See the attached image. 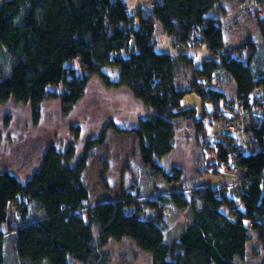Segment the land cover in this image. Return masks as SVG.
I'll list each match as a JSON object with an SVG mask.
<instances>
[{"label": "trees", "instance_id": "16d2710c", "mask_svg": "<svg viewBox=\"0 0 264 264\" xmlns=\"http://www.w3.org/2000/svg\"><path fill=\"white\" fill-rule=\"evenodd\" d=\"M218 1L160 0L151 10L138 4L131 10L127 0H0V66L6 55L11 59L10 70L0 73V104L9 99L28 104L37 124L41 105L49 99H59L63 114L70 113L96 75L106 86H127L136 100L151 108L137 127L116 130L134 133L141 161L157 177L183 183L181 169L172 165L167 171L158 161L172 151L175 125L181 119L201 137L202 159L209 146L220 164L229 168L231 158L245 170L230 188L238 190L234 196L219 185L191 191L201 205L179 238L169 244L159 225L161 198L140 199L122 191L119 199L86 204L89 193L82 174L87 152L104 142L105 133L88 139L84 154L73 162L74 145L61 153L51 144L27 181L0 172V264L11 261L4 255L5 238L10 239L8 253L14 251L12 264H105L100 247L110 238L122 237L148 252L152 264H237L236 257L243 259L246 253L250 228L257 230L264 251V113L247 131L246 148L239 151L234 142L236 137L241 140L240 133L215 131L213 136L205 125V114L214 110L221 114L218 107L225 102L219 87L222 79L217 81L218 88L203 82L219 70L227 71L225 76L235 82L244 109L262 107L264 112V70L253 59L259 46L250 39L225 45L218 18L207 15ZM253 1L258 8L264 5V0ZM156 23L179 43L174 46L204 44L211 58H202L196 66L187 52L173 56L157 51ZM257 24L264 45V16L259 15ZM244 47L250 48L245 61L239 57ZM75 59L77 66H72ZM183 65L188 70L192 67L189 81L177 77ZM105 66L119 68L116 80H110ZM59 85L61 93L55 88ZM188 91L197 93L213 110L203 106L198 114L194 106L181 107ZM225 117L229 118L226 112ZM74 131L78 135V127ZM195 169H202L198 162ZM187 188L184 184L170 195L179 208L192 202ZM32 204L38 211L31 219ZM146 208L155 210V216L144 215ZM95 226L99 228L97 244L92 241Z\"/></svg>", "mask_w": 264, "mask_h": 264}, {"label": "rangeland", "instance_id": "374dc122", "mask_svg": "<svg viewBox=\"0 0 264 264\" xmlns=\"http://www.w3.org/2000/svg\"><path fill=\"white\" fill-rule=\"evenodd\" d=\"M127 3L132 10L137 4L142 8L144 5L149 6L150 0H127ZM257 5L253 0H219L215 8L207 15L218 18L226 46L248 39L256 41L260 52H257L256 59H253L255 66L264 70V45L257 24L259 15L264 16V5L260 8ZM155 29L157 51L170 52L173 56L178 52H187L196 66H199L202 58H211L204 44L196 48L192 47L191 43L176 47L174 44L179 43L165 34L159 23H156ZM249 51L250 48L244 47L239 57L243 61L247 60ZM258 55H260L259 60ZM6 59L4 58V63L0 66L1 74L10 70L11 59L8 55ZM76 62L75 59L70 64L77 66ZM190 69L183 65L177 77L182 81L191 80L193 72ZM103 71L112 81L118 78L119 68L116 66H105ZM216 73L218 75L214 74L209 82L205 80L203 82L207 86L218 88L217 81L222 79L223 83L221 82L219 87L225 93V102H221L222 105L218 107L222 109L221 114L215 110L205 114L208 133L214 136L215 131L230 132L233 125L228 122L231 121L229 118H235V121L241 124L243 131H238L242 137H240L241 140L236 137L234 146L237 151L245 149L247 131L264 113L263 108L252 106L244 109V104L236 95L235 82L225 76L228 74L227 71L219 70ZM55 88L60 93L63 91L61 85ZM180 105L183 108L194 106L198 114L202 113L203 106L213 110V106L210 103H202L194 91L186 92ZM40 111V118L36 124L32 121V111L28 104H22L13 99L0 104V172H9L18 180L25 182L40 167L43 153L51 144L61 153L65 152L68 146L74 145L73 162L84 154L88 139H94L105 133L104 142L95 145L87 152V165L82 174L89 193L86 204L94 205L99 201L119 199L122 191L139 195L140 199L161 198L163 210L160 213L162 219L159 220V225L162 226L165 241L169 244L179 238L185 224L190 221L192 212L201 205L199 198H194L191 191H195L199 186L208 185L214 188L219 185L233 196L235 191H238L230 190V188L239 183L243 173L239 171L231 173V169L229 171L226 164H220L218 158L209 152L212 147L208 146L209 149L202 154V159L199 156L202 151V139L196 128L188 122L184 123L186 120L182 119L175 125L172 151L158 161L167 171L172 165L181 169L183 183L179 185L176 182H165L163 178L151 172L149 167L141 161L139 142L134 133L116 130L127 131L137 127L140 119L148 118L152 111L151 108L143 106L138 99L136 100L127 86H106L98 76L92 75L82 99L70 113L63 114L57 98L44 102ZM225 112L229 118H224ZM75 127H78V135L74 131ZM196 162L201 165V171L195 169ZM230 163L231 161L228 167ZM184 184L188 187L185 191L186 195L192 202L183 209L173 204L170 195L175 190L179 191ZM236 204L239 205V202L237 201ZM36 211H38L37 206L32 204L28 216L32 215L31 219L34 218ZM143 214L153 217L155 210L146 208ZM93 229L92 241L97 244L99 228L95 226ZM248 233L250 236L246 243V253L243 259L236 257V262L237 264H261L264 251L258 240L257 230L250 228ZM9 242V238L4 239L6 247L4 255L11 258L10 264H12L15 258L8 253L10 252ZM99 250L105 253V264H152L151 255L139 249L135 242L127 237H122L121 240L110 238ZM74 264L82 263L78 261Z\"/></svg>", "mask_w": 264, "mask_h": 264}, {"label": "built area", "instance_id": "2783aa9c", "mask_svg": "<svg viewBox=\"0 0 264 264\" xmlns=\"http://www.w3.org/2000/svg\"><path fill=\"white\" fill-rule=\"evenodd\" d=\"M160 0H150V7L149 6H143V7H146L148 10H151L153 9V7L158 4ZM231 121H228L230 124H232L233 126L230 128L232 131H234L235 133H237L238 131H243L242 130V126L241 124H238L237 121H235V118H229ZM238 132V133H239ZM243 134V133H242ZM231 161L230 165H229V168L231 169V173L235 172V171H239V172H242L243 173V176L245 175V170L240 168L239 166H237V163L234 159H229V162ZM241 178V177H240ZM234 181V180H233ZM232 181V182H233ZM240 181V180H239ZM20 214V213H19Z\"/></svg>", "mask_w": 264, "mask_h": 264}, {"label": "crops", "instance_id": "0c3cea01", "mask_svg": "<svg viewBox=\"0 0 264 264\" xmlns=\"http://www.w3.org/2000/svg\"><path fill=\"white\" fill-rule=\"evenodd\" d=\"M4 228H5V225H4ZM12 255H14V251L12 252Z\"/></svg>", "mask_w": 264, "mask_h": 264}, {"label": "clouds", "instance_id": "9594fccd", "mask_svg": "<svg viewBox=\"0 0 264 264\" xmlns=\"http://www.w3.org/2000/svg\"><path fill=\"white\" fill-rule=\"evenodd\" d=\"M7 233V232H6Z\"/></svg>", "mask_w": 264, "mask_h": 264}]
</instances>
